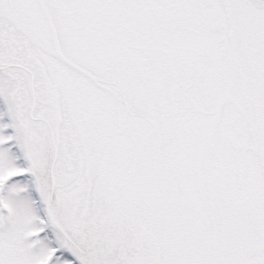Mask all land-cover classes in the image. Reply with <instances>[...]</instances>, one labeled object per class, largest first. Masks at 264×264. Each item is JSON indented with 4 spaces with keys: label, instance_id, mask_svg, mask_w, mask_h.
Returning <instances> with one entry per match:
<instances>
[{
    "label": "snow or ice",
    "instance_id": "6c2138e0",
    "mask_svg": "<svg viewBox=\"0 0 264 264\" xmlns=\"http://www.w3.org/2000/svg\"><path fill=\"white\" fill-rule=\"evenodd\" d=\"M0 264H264V0H0Z\"/></svg>",
    "mask_w": 264,
    "mask_h": 264
}]
</instances>
